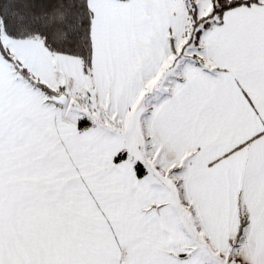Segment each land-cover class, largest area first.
Listing matches in <instances>:
<instances>
[{"label":"snow or ice","instance_id":"obj_1","mask_svg":"<svg viewBox=\"0 0 264 264\" xmlns=\"http://www.w3.org/2000/svg\"><path fill=\"white\" fill-rule=\"evenodd\" d=\"M0 264H264V0H0Z\"/></svg>","mask_w":264,"mask_h":264}]
</instances>
